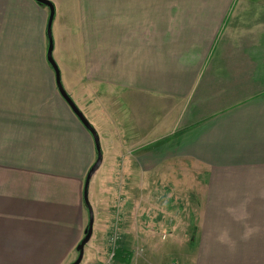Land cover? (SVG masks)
<instances>
[{"label": "crops", "instance_id": "obj_1", "mask_svg": "<svg viewBox=\"0 0 264 264\" xmlns=\"http://www.w3.org/2000/svg\"><path fill=\"white\" fill-rule=\"evenodd\" d=\"M78 1L63 30L70 54L52 37L55 63L110 173L89 182L84 256L96 234L126 232L127 172L166 171L189 196L191 180L170 173L192 169L191 264H264V0ZM32 8L0 0V264H69L96 153L53 70L25 65Z\"/></svg>", "mask_w": 264, "mask_h": 264}, {"label": "rangeland", "instance_id": "obj_2", "mask_svg": "<svg viewBox=\"0 0 264 264\" xmlns=\"http://www.w3.org/2000/svg\"><path fill=\"white\" fill-rule=\"evenodd\" d=\"M49 1L55 7L52 37L53 35L59 37L60 34L61 43L66 47L65 54L69 55L67 45L69 41L63 30L64 27L78 21L80 16L79 1ZM38 7L39 13H35V9L32 8L31 53L29 60H25V65L31 67L48 66L45 61L46 43H44V28H42V19L45 16L47 18L48 10L46 7ZM76 13L77 18L75 17ZM54 47L52 55L55 60ZM102 168L103 166L98 168L92 177V183L95 181L101 183V181L107 180L110 173L106 172L105 178ZM196 172L191 169L190 171H182L180 174L178 171L170 173L177 180H191L193 185L191 187L192 193L189 196L186 193L188 190L182 187V184L178 188L173 186L172 182L174 181L168 177L166 171L161 176L149 171L140 172L142 175L138 171L127 172L126 184L122 186V192L126 193L127 191L126 196L129 205L125 224L126 232L119 234L115 230L118 241L114 247L118 246L120 242L124 254H130V260L123 262L110 258L111 253L108 250L110 247L112 249L113 246L109 240L112 234L107 235V233L102 232V234L95 235V246L90 249L88 247L81 264H191L198 241L196 231L194 234L192 233L199 206L198 195L194 194L196 190L194 184L198 177ZM183 195H185L184 198ZM135 203L139 204L136 205ZM99 246H103V252L100 255V260L96 261V258L99 257L96 248Z\"/></svg>", "mask_w": 264, "mask_h": 264}, {"label": "water", "instance_id": "obj_3", "mask_svg": "<svg viewBox=\"0 0 264 264\" xmlns=\"http://www.w3.org/2000/svg\"><path fill=\"white\" fill-rule=\"evenodd\" d=\"M33 2L38 6L46 7L48 10V17H47L46 26H45V38L47 41L45 60H46L47 65L54 72L55 86H56L57 92L61 96L65 104L68 106L70 111L73 113V115L77 118V120L81 123V125L85 128V130L92 137L94 148H95V153H96L95 161L92 164V166L89 168L85 176L84 183H83V204H84V207L88 215V222L84 230L83 238L80 240V242L78 243L75 249L77 256L73 262L69 263V264H81L83 255H84V247L89 242L92 236V225H93V214H92L90 205L88 203V186H89L90 179L92 178L94 173L98 170V168L101 165L102 153L100 149L99 139H98V136L94 128L90 125V123L86 120V118L77 108L73 100L65 92L61 84V81H60L59 70L52 56V52H53L52 23H53L54 15H55L54 5L49 0H33Z\"/></svg>", "mask_w": 264, "mask_h": 264}, {"label": "trees", "instance_id": "obj_4", "mask_svg": "<svg viewBox=\"0 0 264 264\" xmlns=\"http://www.w3.org/2000/svg\"><path fill=\"white\" fill-rule=\"evenodd\" d=\"M124 250L119 242L118 246L115 247L113 252V259L117 261L129 262L130 254H124Z\"/></svg>", "mask_w": 264, "mask_h": 264}, {"label": "built area", "instance_id": "obj_5", "mask_svg": "<svg viewBox=\"0 0 264 264\" xmlns=\"http://www.w3.org/2000/svg\"><path fill=\"white\" fill-rule=\"evenodd\" d=\"M110 243L113 245L112 246V249H111V254H110V258H112V256H113V251H114V245L116 244V242L118 241L117 240V233L114 231L113 233H112V235L110 236Z\"/></svg>", "mask_w": 264, "mask_h": 264}]
</instances>
